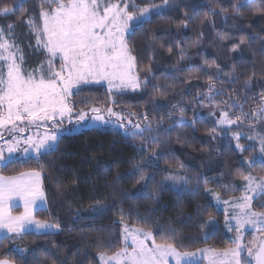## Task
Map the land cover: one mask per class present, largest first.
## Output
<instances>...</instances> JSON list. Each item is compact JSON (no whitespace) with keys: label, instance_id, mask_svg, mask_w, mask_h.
Here are the masks:
<instances>
[{"label":"trees","instance_id":"16d2710c","mask_svg":"<svg viewBox=\"0 0 264 264\" xmlns=\"http://www.w3.org/2000/svg\"><path fill=\"white\" fill-rule=\"evenodd\" d=\"M135 2L143 6L149 2L161 4L162 0ZM235 2L174 0L161 15L153 14L149 21L133 24L127 39L136 58L137 71L142 80L147 78L148 85L136 92L114 93V105L132 110L144 123L142 114L147 113L152 128H160L151 133L159 136V143L126 138L114 128H86L64 135L58 149L41 157L39 163L35 159L25 162V158H16L7 167L0 168V174L5 176L33 169L41 171L47 206L36 210L35 217L61 226L56 232L28 231L14 240L1 238L0 259L7 258L14 264H101L99 253L112 254L122 245L120 208L126 213L132 210L131 216L125 215L123 223L151 230L157 242H161V235H167L169 228L175 229V237L168 242L175 243L180 251L207 245L216 249L234 246L233 235L225 227V213L215 205L209 188L224 197L236 196L242 193L243 179L239 173L264 176V165L256 163L249 167L246 163L249 158L259 156L258 146L243 136L240 142L248 146L241 152L232 137L233 133L240 132L264 138V119L240 116V108L211 103L197 93H207L208 74L214 75L216 69L208 68L204 61L214 60L220 65V79L216 81V89L221 92L216 97L218 102L231 104V96L243 105L244 113L256 109L260 103L258 93L264 90V83L260 82L264 74V16L254 14L252 9L264 4V0H256L242 9V16L233 15L231 6ZM18 3H23V8L8 16L0 15V27L15 26L30 55L32 41L24 21L38 16L41 0H0V6ZM209 8L215 12L227 9V23L224 15H213ZM218 32L228 33L230 38L221 41ZM240 36H248L250 43L241 45L236 52L230 51ZM168 48H172L171 53ZM181 49L185 53L183 60ZM233 66L237 79L229 82L224 73L231 72ZM253 71L257 75L251 89L242 91V81ZM189 77L198 79L189 80ZM154 85L171 87L160 96ZM74 93L75 108L112 103V95L104 85L84 86ZM154 99L161 105L158 109L152 107ZM177 103L185 109L182 117L171 108ZM222 111H228L232 119L240 116L243 123L238 121L224 128L217 123ZM213 128L216 131L210 134ZM153 152L159 154L156 166L142 167L145 175L154 179L143 189L144 195L125 200L122 193L137 192L144 183L137 182L139 175H129L134 165L150 158ZM173 168L189 179L180 189L171 187L164 179ZM197 184V191L185 190L194 189ZM151 192L156 193L155 199L148 197ZM261 202L260 199L253 201L257 211H264L259 207ZM100 206H107L108 210L103 215H93L92 209ZM209 216L217 219L218 224L205 237ZM145 218L149 223H143ZM105 244L111 246L103 247Z\"/></svg>","mask_w":264,"mask_h":264},{"label":"snow or ice","instance_id":"6c2138e0","mask_svg":"<svg viewBox=\"0 0 264 264\" xmlns=\"http://www.w3.org/2000/svg\"><path fill=\"white\" fill-rule=\"evenodd\" d=\"M255 2L256 0H236L231 6L233 15L242 16V9ZM173 3L174 0H162L161 4L149 2L141 6L135 0H41L38 16H30L24 21L30 34L35 36L37 49L46 57L31 70L23 66V50L6 38L4 29L0 28V140H4L3 130H7L11 136V139L0 145V168L11 164L17 152H22L25 162L28 159H35L39 163L41 157L51 155L58 149L64 135L75 134L76 129L87 126L89 121L93 124L112 125L114 129H120L126 138H139L142 141L147 140L150 144L159 143V136L151 133L160 131V128L157 127L155 130L152 128L147 113L142 114L146 123L141 126L130 119L136 113H129L128 117H125L108 108L106 111L109 118L106 119L101 114L104 109L92 107L91 117L88 116V112L80 110L75 114L72 128L65 129L61 125L65 119L69 124L73 123L75 104L72 103L71 97L76 94L73 90L79 91L82 84L107 82L110 94L127 90L136 92L147 87L148 80L147 78L142 80L137 71L136 58L131 54L132 49L127 37L131 34L134 23L147 22L153 14L161 15L162 10ZM21 8L23 3L3 5L0 6V15L8 16ZM252 11L254 14L264 16V4L257 5ZM209 13L224 15L227 23V9L221 8L219 12H215L209 8ZM183 24L187 27V21ZM12 27L8 26L9 33L12 32ZM217 36L221 41L230 38L229 34L224 32H218ZM249 43L248 36H240L239 42L233 43L230 51L236 52L240 50L241 45ZM168 52L171 53L172 48H168ZM184 58L185 53L181 49L180 59ZM204 64L208 68H215L216 72L214 75L208 74L207 93H197L198 96H203L214 104L224 103L229 108H240V116H250L253 120L264 119V90L258 93L260 103L257 108L250 110L249 113H244L243 105L237 104L231 96L229 97V100H232L231 104L227 101L218 102L216 97L221 95V92L216 89V81L220 79V65L214 60L211 63L205 60ZM224 75L229 78V82H235L237 79L235 66L231 72ZM256 75L257 73L253 71L245 77L242 81V91L251 89ZM192 78L198 79V77L188 79ZM260 82L264 83V74H261ZM169 87L171 85L153 86L160 96L165 95ZM152 107L158 109L161 105L154 99ZM171 108L183 116L185 109L180 103L171 105ZM168 116L171 118L172 113H168ZM240 116L232 119L228 111H222L221 119L217 123L221 126L237 124L238 121L243 123ZM112 117L115 119H111ZM30 127L37 131L23 136L22 134ZM41 128L44 129L43 132L39 131ZM164 131L167 132L168 129ZM215 131L213 128L210 134ZM145 133H149V136L145 137ZM242 135L240 132L234 133L233 139L237 141L235 147L244 152L246 149L239 143ZM21 144L24 145L22 149ZM260 144V155L246 161L249 167L256 163L264 165V138L260 139ZM158 156V153L153 152L150 158L142 159L141 163L134 165V171L129 175H139L137 182L144 183L137 192L122 193L125 200L144 195L143 189L154 177L146 176L142 165L156 166ZM180 167L183 168V165ZM239 175L245 182L242 195L232 201L231 215L227 213V209L225 210V227L229 232L236 233L232 241L233 247L220 251L214 249L179 251L175 243L168 242L175 237V229L169 228L167 235H161V242H157L151 230L129 228L125 225L121 233L122 245L110 255L106 252L99 253L101 264H170V260H173L174 264H199L196 259L198 253L205 254L208 264H264V211H257L253 207V201L260 199L262 202L259 207L264 208V176L257 178L251 173ZM40 178L41 171L35 169L21 172L16 176H0V233H3V240H14L16 236L30 229L37 232L60 230L59 223L37 220L34 216V211L46 202ZM164 179L174 183L183 182L184 185L189 182L187 177L179 175H166ZM198 189L197 184L194 189L185 190L195 192ZM147 195L151 199L156 198L155 192ZM16 198L23 201L24 211L14 216L10 209L15 206ZM216 198L219 201L218 195ZM223 203L227 205L229 201ZM107 210V206L95 207L92 214L103 215ZM119 212L123 225L125 215L131 216L132 210L129 209L126 213L120 208ZM212 222L213 218L209 216L206 223ZM143 223H149L147 218ZM246 226L260 233L259 237H255L247 244L244 243ZM163 231L161 229V232ZM0 264L13 262L5 258L0 259Z\"/></svg>","mask_w":264,"mask_h":264},{"label":"rangeland","instance_id":"374dc122","mask_svg":"<svg viewBox=\"0 0 264 264\" xmlns=\"http://www.w3.org/2000/svg\"><path fill=\"white\" fill-rule=\"evenodd\" d=\"M0 28H3L4 29V32H5V34H6V38H8L10 41H12V42H14V43H16L17 45H19V47L23 50V53H24V68L25 69H27V70H31V69H33V68H36L39 64H40V62L41 61H43V60H45V55H41V53H40V50L39 49H37V47H36V45H37V41H36V39H35V36L34 35H32V34H30V32H29V29H28V32H29V37H30V39H31V41H32V43H30L31 45H30V50H31V53H30V55H28V53L26 52V49L24 48V45H23V43L21 42V40H20V38H19V36H18V33L16 32L17 30V28L15 27V26H13L12 27V32L11 33H9L8 32V27H0ZM132 54V53H131ZM56 65H57V68H58V66H59V61L57 60V62H56ZM90 85H104V86H106L107 87V89H108V85H107V82H100V83H95V82H92V83H89V84H87V85H80L79 86V90L81 89V88H83L84 86H90ZM74 92H76L77 90L76 89H74L73 90ZM127 91H131V90H127ZM126 92V91H125ZM114 93H119V92H113L111 95V100H112V103H110V104H102V105H94V106H91V107H89V108H75L74 109V111H73V123L72 124H69L68 123V121H67V119H65V121H64V123L61 125V127L62 128H65V129H68V128H72L73 127V124L75 123V114H76V112H78V111H80V110H83V111H85V112H88V116L89 117H91L93 114L90 112V108H92V107H96V108H100V109H104L105 111L104 112H102L101 114L102 115H104L105 116V118L106 119H108L109 117H108V114H107V111H106V109H108V108H111L114 112H118V113H121L122 115H124L125 117H128V114L129 113H133V111L132 110H124V109H122V108H118L117 106H115L114 105ZM73 97V96H72ZM72 97H71V101H72V103H73V100H72ZM111 119H115V117H112ZM130 119L132 120V122L133 123H140L141 124V126H143L144 125V122H143V120L141 119V117L140 116H138L137 114L136 115H133V116H131L130 117ZM234 125V124H233ZM233 125H227V124H225V125H222L224 128H228V127H231V126H233ZM93 127H99V128H113V126L112 125H103V124H99V123H96V124H93V123H91L90 121L87 123V126H85V127H81V128H78V129H76V132L75 133H78V132H81V131H83L84 129H86V128H93ZM117 130H120V129H117ZM37 131V129H35L34 127H30L29 128V130L28 131H26L25 133H23L22 135L23 136H27V135H31V134H34L35 132ZM39 131H41V132H43L44 131V129L43 128H41ZM121 131V130H120ZM3 133H4V140H0V145H3L4 144V141H6V140H9V139H11V136L8 134V132H7V130H3ZM235 133H237V132H235ZM147 133H145V135H146ZM234 134V133H233ZM233 134H232V137H233ZM243 135L241 136V137H243V136H245V137H252V139H248V142L250 143V144H256L257 146H258V150L260 149V147H261V144H260V139L261 138H263V137H261V136H258V135H256V134H254V135H248V134H246V133H242ZM235 140V139H234ZM236 143H237V141L235 140V145H236ZM239 143L240 144H242L243 146H244V148L245 147H247L248 146V144H244V143H241L240 141H239ZM24 147V145L23 144H21V149ZM258 153H259V151H258ZM257 153V154H258ZM5 155H7V151L5 150ZM258 155H260V153L258 154ZM255 157H258V156H255ZM16 158H24V156L22 155V152H17L16 154H15V158L14 159H16ZM248 165V164H247ZM35 170H37V169H35ZM30 171V170H29ZM37 171H39V170H37ZM251 171V170H250ZM27 172V171H26ZM251 173V172H250ZM253 176H256L257 178H259L260 176H257V175H255V174H253V173H251ZM18 175V174H17ZM168 175H179V176H182L181 175V172L179 171V169H177V168H173L169 173H168ZM0 176H5V175H2V174H0ZM13 176H16V175H13ZM5 177H10V176H5ZM183 177V176H182ZM41 184H42V188H43V191H44V193H45V197H46V202L45 203H43V204H41V206L40 207H44V206H46L47 205V196H46V192H45V189H44V187H43V179H42V172H41ZM167 183L171 186V187H173V188H175V189H180V188H182V187H184V184H183V182H177V183H174L173 181H167ZM242 184H241V188H242V191H243V188H244V184H245V182L242 180V182H241ZM209 193H210V196H211V198L213 199V201H214V203H215V205L217 206V208L218 209H220V210H222V211H224V213H225V210L227 209V213L229 214V215H231L232 214V212H233V208H232V201L233 200H236V199H238L241 195H242V193L240 194V195H236V196H228V197H224V196H222L217 190H215V189H213V188H209ZM217 195L219 196V201L217 200ZM223 201H229V204H227V205H225L224 203H223ZM19 207V208H18ZM16 208V209H15ZM17 209H20L18 212L17 211H15V210H17ZM36 210H38V208L36 209ZM36 210L34 211V216H35V212H36ZM10 211H11V213H12V215H20L23 211H24V208H23V201L22 200H20L19 198H16L15 199V206L14 207H12L11 209H10ZM36 218V217H35ZM37 220H40V219H38V218H36ZM41 221H43V220H41ZM48 222V221H47ZM48 223H52V222H48ZM233 223H234V221H233ZM217 224H218V221H217V219H215V218H213V222L212 223H208V226H207V228H206V230H205V232H204V236L205 237H208L210 234H211V232L216 228V226H217ZM127 226V227H129V228H134V227H136V228H140V227H137V226H133V225H130V224H128V223H123V227L124 226ZM123 227H122V230H123ZM228 230V229H227ZM28 231H34V232H37V231H35V229H30V230H28ZM28 231H25V232H28ZM147 231V230H146ZM44 232H56L55 230H51V231H44ZM44 232H37V233H44ZM24 233V232H23ZM232 233V235H233V239L235 238V235H236V233L233 231V232H231ZM248 233H250V236L248 235ZM260 236V233L259 232H257L255 229H253L252 227H250V226H246V230L244 231V243L245 244H247L249 241H251V240H253L255 237H259ZM3 237V233H0V239ZM198 249H214V250H216V251H220V250H222V249H216V248H214V247H212V246H203V247H200V248H198ZM225 249V248H224ZM197 249H195V250H192V252H195ZM180 251V250H179ZM110 255V254H109ZM245 256H246V252H245ZM197 260H198V262H199V264H208V260L205 258V254H202V253H198L197 254V258H196ZM101 263V262H100ZM14 264V263H13ZM170 264H174V261L173 260H170Z\"/></svg>","mask_w":264,"mask_h":264},{"label":"crops","instance_id":"0c3cea01","mask_svg":"<svg viewBox=\"0 0 264 264\" xmlns=\"http://www.w3.org/2000/svg\"><path fill=\"white\" fill-rule=\"evenodd\" d=\"M46 206H47V205H46ZM42 207H43V206H42ZM42 207H39V208H42ZM44 207H45V206H44ZM18 208H19V207H18ZM39 208H38V209H39ZM15 209H16V208H15ZM19 210H20V209H17V210H15V211H17V212H18Z\"/></svg>","mask_w":264,"mask_h":264}]
</instances>
